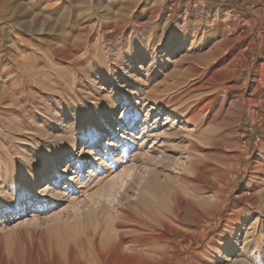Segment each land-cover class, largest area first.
<instances>
[{"label":"rangeland","instance_id":"374dc122","mask_svg":"<svg viewBox=\"0 0 264 264\" xmlns=\"http://www.w3.org/2000/svg\"><path fill=\"white\" fill-rule=\"evenodd\" d=\"M89 1L0 0V264H100L82 215L111 180L113 216L157 211L135 264H264V0ZM163 155L178 196L141 187Z\"/></svg>","mask_w":264,"mask_h":264},{"label":"bare ground","instance_id":"6f19581e","mask_svg":"<svg viewBox=\"0 0 264 264\" xmlns=\"http://www.w3.org/2000/svg\"><path fill=\"white\" fill-rule=\"evenodd\" d=\"M85 1L87 3L90 2L89 0H85ZM233 41L234 40L232 38H228L226 41L223 42V44L228 45V44L232 43ZM218 48L215 51V55H214L213 59H216L221 54L220 50ZM207 66L210 67L209 65H207ZM218 72H219V70L216 68L215 70H213L211 72V74L214 75L215 73H218ZM200 74H201V72L199 70H195L193 73V76L194 75L198 76ZM182 83L183 82H178V85H182ZM203 88H204L203 85L197 84L194 86V91L196 90L199 92V91H202ZM167 90H170L169 86L164 89V91H167ZM183 97L184 96L182 94L180 97L173 100L174 104L177 105L178 103L179 104L182 103L181 99ZM184 107L187 108V106H184ZM184 107H182V109ZM206 107H207V104L205 101L198 100V103H196L193 107H190L188 112L183 110V112H186L185 114L182 115V114L178 113V115L175 114L174 116H176V118L182 119L183 122L186 124L192 123L193 125L196 126L198 124L199 117L204 112ZM162 110H164V109H162ZM166 110L167 109H165V111ZM174 113H171V114H174ZM182 132H184V131H182ZM183 134L186 135L184 137H186L187 139L188 138L190 139L193 136V134L191 135L190 132L188 133V131L186 132V134L185 133H183ZM183 134L182 135L180 134V135L183 136ZM177 135H179V134H177ZM167 136H169L170 140L166 139L165 146H164L163 150H164L165 154L166 153L167 154H176L175 151H177L176 149H178V147L174 149V145H173V144H175L174 143L175 139H173V138H175V137H173L174 132H173V134H172V132H170L169 134H167ZM176 143H178V142H176ZM163 144H164V142H163ZM163 144H161L162 147H163ZM179 146L181 147L180 144H179ZM193 147H194V150H198L196 145ZM182 150H185V148H183ZM181 151H179V152H181ZM181 154H183V153L181 152ZM161 158L162 159H159V160H155V159H151V158H148V160H147L145 158L148 161V162L146 161L147 162L146 164L149 166H154V169L149 168V169L145 170L146 174H144V175L146 177H145V180H143L144 178H142L144 183L142 184L141 187L144 186L145 188H147L148 186H151L152 190L150 191V193L152 195L163 194V192L166 189L167 190L169 189V190L174 191V196H178V191L177 190L175 191V187L170 185L171 179H168V178H170L169 176H171V175L175 176V173L173 172L174 170L173 171L171 170L172 165L169 162V159L172 157H171V155H163ZM188 164L189 163H187L186 165L188 166ZM184 168H186V166ZM157 169L161 170V171H158ZM67 170L68 169H65L63 171V173L67 172ZM162 170L164 172L167 171L168 172L167 176L169 175L168 177L164 176L166 181L163 183H162V181H160V178H162L160 172H162ZM178 174H180V173H178ZM122 179H124L122 181V185L124 186V188L126 190V189H128L129 185H131V184L133 185L135 183V181L139 179V173L134 172L132 174H128V176H125ZM55 183H56V179L54 178L51 180V185H54ZM115 185H116V180H111L110 183L103 186L101 188L102 189L101 190V197L99 198V200L97 202L98 208H96V207L94 208L92 206L87 205L86 206L87 210L82 215L83 221L91 217L93 219V223L95 224L93 227H91L92 228L91 233L87 237L89 255L95 256V257L97 256L100 260V264H135V262L132 260V257H129L125 252L126 249L128 248L127 245L128 244L130 245L131 242H136V241L138 242V240H136L135 236H136V234L141 233V229L143 228L142 225L144 224V222H142V220H140V217L142 219H145L146 221L147 220L148 221L154 220L153 215H152L153 214L152 210H154L155 212H157V211H156L155 207H153V206L151 207L150 205H147V203H145L143 199H136L133 202V205L136 206L137 214L140 217L134 216L132 214L130 208H129L130 206H127V205H125L124 208L121 210V216L120 217H118V216L115 217V215L113 216V213L111 212L110 206H108L105 202H107V201L109 202V200L112 197L115 198L116 194H118L117 192H115L116 190H113L115 188H112ZM153 203H154V205H156V202L153 201ZM160 207H161V205L159 206V209H160ZM121 220L124 221L125 223H130V222L135 223V224L131 225V229H130V232H128V234H125V233L123 234V233L116 231V229L121 228L122 226L125 225L122 222H120ZM155 222H156V224H158L162 228H164L167 225V223L165 221H163L162 219H159V218L156 219ZM137 223L139 225H137Z\"/></svg>","mask_w":264,"mask_h":264}]
</instances>
